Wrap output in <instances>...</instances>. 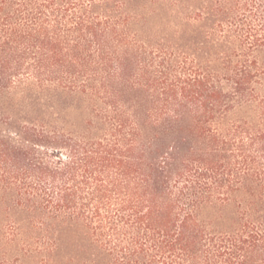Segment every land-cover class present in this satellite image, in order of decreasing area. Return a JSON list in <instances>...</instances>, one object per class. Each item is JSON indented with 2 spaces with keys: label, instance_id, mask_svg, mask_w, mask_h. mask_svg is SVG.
<instances>
[{
  "label": "trees",
  "instance_id": "1",
  "mask_svg": "<svg viewBox=\"0 0 264 264\" xmlns=\"http://www.w3.org/2000/svg\"><path fill=\"white\" fill-rule=\"evenodd\" d=\"M142 3L0 0V202L106 264H264V0Z\"/></svg>",
  "mask_w": 264,
  "mask_h": 264
},
{
  "label": "rangeland",
  "instance_id": "2",
  "mask_svg": "<svg viewBox=\"0 0 264 264\" xmlns=\"http://www.w3.org/2000/svg\"><path fill=\"white\" fill-rule=\"evenodd\" d=\"M142 1L135 0V4L142 5ZM200 4L184 3L183 8H174L173 13L181 10L182 14H178L179 16L189 15L196 5ZM160 5L155 7L161 14L160 17L169 16L170 9L167 3L161 1ZM179 25L184 33L181 42L183 50L191 57H195L199 63H206L211 59L216 51V45L206 39L208 23L188 24L183 21ZM261 61L264 63V55L261 56ZM227 216L229 218L233 216V209L227 211ZM34 220L26 211L14 207L8 198L0 202V259L10 262L17 259L16 264H106L105 257L88 245L81 229L63 225L48 229L47 234L33 229ZM46 235L56 241V249L53 251L40 245L37 247L33 245L32 248L25 246V241L46 238Z\"/></svg>",
  "mask_w": 264,
  "mask_h": 264
}]
</instances>
